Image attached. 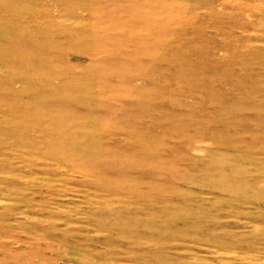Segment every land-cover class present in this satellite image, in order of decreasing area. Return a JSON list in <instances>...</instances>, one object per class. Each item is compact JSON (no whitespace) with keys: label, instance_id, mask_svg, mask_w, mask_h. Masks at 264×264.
<instances>
[{"label":"rangeland","instance_id":"1","mask_svg":"<svg viewBox=\"0 0 264 264\" xmlns=\"http://www.w3.org/2000/svg\"><path fill=\"white\" fill-rule=\"evenodd\" d=\"M0 264H264V0H0Z\"/></svg>","mask_w":264,"mask_h":264}]
</instances>
